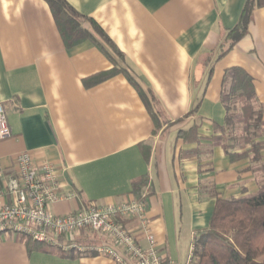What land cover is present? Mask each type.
Listing matches in <instances>:
<instances>
[{
  "label": "crops",
  "instance_id": "1",
  "mask_svg": "<svg viewBox=\"0 0 264 264\" xmlns=\"http://www.w3.org/2000/svg\"><path fill=\"white\" fill-rule=\"evenodd\" d=\"M67 2L114 41L123 53L114 59L152 91L160 122L124 74L90 81L113 61L91 39L67 46L45 0H0V102L11 129L0 139V171L9 174L24 151L39 164H54L61 190L76 194L51 205L57 215L89 201L134 200V183L147 177L140 200L160 255L185 264L195 234L209 225L213 192L225 199L252 196L263 179L252 154L232 158L211 137L214 125L225 122L222 80L230 67L253 77L264 119V6L252 13L247 34L218 58L245 0ZM197 123L198 140L177 135ZM122 222L146 245L138 220ZM104 239L82 230L76 241L85 250H64L6 232L0 234V264H117L89 248Z\"/></svg>",
  "mask_w": 264,
  "mask_h": 264
},
{
  "label": "trees",
  "instance_id": "2",
  "mask_svg": "<svg viewBox=\"0 0 264 264\" xmlns=\"http://www.w3.org/2000/svg\"><path fill=\"white\" fill-rule=\"evenodd\" d=\"M52 10L60 32L67 46H75L91 39L114 63L109 70L91 77L93 83L122 73L137 89L156 123L160 118L156 109V99L151 90L143 88L129 69L116 59L123 53L114 41L105 33L100 24L91 17L77 12L67 0H45ZM264 6V0H245L242 12L236 24L227 30L220 45L221 58L239 42L248 32L254 10ZM90 24L84 26V22ZM253 77L242 67L226 69L221 102L226 108L225 122L215 124L212 141L221 145L232 158L252 154L254 162H260L264 174V119L256 108L257 94ZM196 110H191V113ZM200 124H194L188 130H180L177 135L185 142L198 140L197 130ZM240 132L237 133V127ZM242 148L241 152H234ZM257 193L239 198H224L216 191V206L209 225L197 232L193 239L194 250L191 264H264V175ZM149 186V179L143 177L134 183L135 199H142L143 190ZM30 238V237H29ZM31 239V238H30ZM34 242H37L33 240Z\"/></svg>",
  "mask_w": 264,
  "mask_h": 264
},
{
  "label": "built area",
  "instance_id": "3",
  "mask_svg": "<svg viewBox=\"0 0 264 264\" xmlns=\"http://www.w3.org/2000/svg\"><path fill=\"white\" fill-rule=\"evenodd\" d=\"M4 103L0 102V139L11 136ZM58 169L49 161L38 163L30 151L16 157L9 174L0 171V234L13 232L31 239L84 251L76 241L79 231L89 230L104 235L97 245L89 246L112 257L117 264H173L160 255L158 242L150 229L145 200H130L120 204L98 205L89 201L83 208L64 215L52 212L51 205L70 200L74 192H63ZM124 218L139 221L146 245L122 222ZM62 238H66L65 241ZM194 244L189 252L191 264Z\"/></svg>",
  "mask_w": 264,
  "mask_h": 264
},
{
  "label": "rangeland",
  "instance_id": "4",
  "mask_svg": "<svg viewBox=\"0 0 264 264\" xmlns=\"http://www.w3.org/2000/svg\"><path fill=\"white\" fill-rule=\"evenodd\" d=\"M240 129H241V128L238 126L237 129H236L237 133L240 132ZM61 248H62V247H61Z\"/></svg>",
  "mask_w": 264,
  "mask_h": 264
}]
</instances>
